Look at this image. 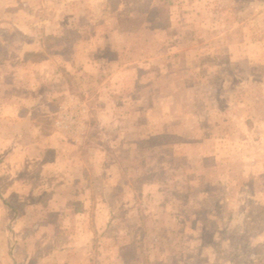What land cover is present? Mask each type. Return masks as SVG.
I'll use <instances>...</instances> for the list:
<instances>
[{"label": "rangeland", "instance_id": "obj_1", "mask_svg": "<svg viewBox=\"0 0 264 264\" xmlns=\"http://www.w3.org/2000/svg\"><path fill=\"white\" fill-rule=\"evenodd\" d=\"M14 99L60 167L0 264H264V0H0Z\"/></svg>", "mask_w": 264, "mask_h": 264}, {"label": "crops", "instance_id": "obj_2", "mask_svg": "<svg viewBox=\"0 0 264 264\" xmlns=\"http://www.w3.org/2000/svg\"><path fill=\"white\" fill-rule=\"evenodd\" d=\"M20 99L12 100L15 104L10 106V111L0 112V205L6 214L13 210L8 202L11 196L27 199L30 192L46 178L48 170L51 173L60 167L59 156L55 155L54 160L44 161L41 155L44 138L52 136L56 131H44L41 136L28 141L27 137L33 129L27 123L30 120L28 107L20 105ZM34 130L38 133L37 128ZM104 229L105 227L102 230ZM80 232L82 235H77L75 239L84 238L88 242H95L94 229L82 226ZM70 240L71 242H61L64 258L58 260V264H67L70 260L68 246L72 245L73 239Z\"/></svg>", "mask_w": 264, "mask_h": 264}]
</instances>
